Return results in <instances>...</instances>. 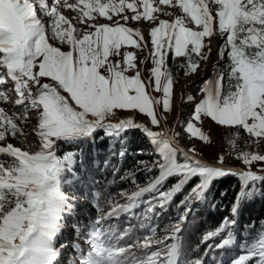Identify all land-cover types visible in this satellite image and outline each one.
<instances>
[{
	"label": "snow or ice",
	"instance_id": "snow-or-ice-1",
	"mask_svg": "<svg viewBox=\"0 0 264 264\" xmlns=\"http://www.w3.org/2000/svg\"><path fill=\"white\" fill-rule=\"evenodd\" d=\"M80 3L81 0H77L75 4H68L64 0L69 9H79L78 21L83 22L85 17L95 20L93 13H98L100 17L107 16L112 21L111 26L89 25L95 31L85 32L81 37L74 34L76 30L70 21L58 11L60 0H55L52 6L47 0H0V68L6 69V76L15 84L14 91L18 94L15 105H25V114L30 109L35 110L38 120L35 134L40 141L39 151L34 155L11 144L0 147V154L14 157L18 162L7 169L0 164V201L5 200L6 194L14 201L7 211L0 206V264H14L19 252L17 241L23 244L32 229L41 202V186L60 163L53 152L56 142L94 140L98 130H103L104 135L115 142L130 129L140 130L155 146L159 158L152 167L141 163H145V172L150 173L155 168L158 175L130 195L121 191L126 203H113L111 212L95 221L94 250L106 264H205L213 250L229 245L233 238V221L225 217L218 228L207 232L202 243L217 237H221L220 242L208 244L204 256L185 262L180 233L192 202L205 201L213 179L234 175L241 180L259 182L264 180V174L226 167L223 157L215 164L205 162L193 150L183 149L167 132L152 131L144 123L136 122L135 116L143 114L152 126L160 124L157 106L168 113L173 100L174 80L166 64L168 55L172 54L174 60L185 59L186 63L178 65L185 70V75L196 73L198 60L193 57L208 59L210 49L207 53L203 50L204 38L213 36V22L218 19L219 34L224 40L219 54L223 58L226 53L230 62L226 66L227 90L223 85L225 72H221L203 85L201 100L196 102L188 96L193 111L185 130L194 138L207 140L209 137L192 121L210 118L218 126H239L258 141L264 138V0H156L155 6L149 0H139L142 13L136 10L137 0H83L82 7ZM161 4L179 8L183 15L171 22L158 19L152 13L172 15L164 12L159 7ZM213 4L218 6L215 17L210 10ZM37 6L42 16L51 20L47 27L37 14ZM126 10L133 14L124 15ZM112 14L119 19H113ZM120 20H143L155 25L150 26L149 31L153 67L147 84L137 70L134 53L122 51L125 45L140 48L144 36L139 29L134 31L123 26ZM49 39L68 45L71 50L62 51L50 44ZM115 57L121 59H112ZM36 68L38 71H34ZM131 71H135V75L127 74ZM41 78H50V82H42ZM5 82V73L0 72V86ZM149 87L162 93L161 97L150 95L146 91ZM0 97H5L2 88ZM114 110H138V113L133 111L131 118H126ZM0 128L3 129L0 141L7 132H17L13 117L3 109H0ZM75 156L76 152L66 153L63 158L69 162V170ZM237 159L251 165L264 161V155L244 152ZM169 178H176V182L170 189L161 191ZM194 178H198V182L180 202L186 206L184 214L163 237L157 235L155 226L147 223H140V228L146 230L143 236L134 235L132 226L120 232L117 224H106L123 214L151 220L157 206L166 209L174 196ZM150 193L155 195L147 201L142 199ZM239 197L238 193L237 200ZM141 204L146 207L136 216L134 210ZM232 211H236V202ZM224 233L227 234L222 235ZM124 240L132 243L121 246ZM232 264H264V236Z\"/></svg>",
	"mask_w": 264,
	"mask_h": 264
},
{
	"label": "rangeland",
	"instance_id": "rangeland-1",
	"mask_svg": "<svg viewBox=\"0 0 264 264\" xmlns=\"http://www.w3.org/2000/svg\"><path fill=\"white\" fill-rule=\"evenodd\" d=\"M55 0H47L49 6L54 4ZM68 4H75L77 0H67ZM103 2V0H102ZM127 2H132V0H127ZM149 3L156 5V0H149ZM80 6H83V0H81ZM58 11L61 15H64L66 19L70 21L73 28L76 30L74 34H77L82 37L85 32L95 31L94 27L89 25L95 24H109L111 26L112 21L106 17H100L98 13H93L95 20H88L84 18V21H78L77 16L80 15L79 9L73 11L65 6L64 0H60V4L57 6ZM160 8L164 9V12H170L172 15H165L161 12L152 13L158 17V19H164L168 22L173 21L176 16L183 15L182 11L179 8L170 7L168 5H159ZM137 11L143 12V8L139 6V0H137ZM210 10L215 17L218 6L210 5ZM37 14L41 16L46 27L50 24L51 20L49 17H44L39 11L37 6ZM124 15L131 16L133 12L131 10H126ZM113 19H119L114 14ZM120 23L125 27H130L134 31L139 29L144 36V43H142L140 48H136L132 45H125L122 51H132L136 58V63L138 65L137 70L140 72L142 81L147 84L150 79V70L153 67L151 58L149 56L151 50L150 42V26L152 25L150 21H123L120 20ZM192 28H196L195 25H189ZM66 27V26H65ZM214 33L211 37H205L204 43L205 48L203 49L206 53L210 49V55L207 60H199L197 57H193L198 60V69L196 73L185 75V70L180 72V69L177 70V73L174 74L170 72L173 76V100L172 107L168 113H165L162 109V106H157V115L160 119V124L157 126H152L150 124L149 118L143 114H137L135 116V121L139 123H144L152 131L156 132H167L168 135H173L174 138L182 143V147L186 150H193L195 154L203 159L205 162L217 163L220 160V157H223L224 165L232 166L233 168H241L243 170H252L257 173L264 174V161H256L251 165H245L242 160L237 159V157L244 152L256 153L264 155V138H260L258 141L256 137L248 134L243 128L239 126H218L210 120V118H204L201 121H192L196 127L201 128V131L208 136L207 140L201 141L198 138H194L189 133L186 132L185 127L186 123L190 121L193 105L187 101L188 96H192L196 102L203 98V93L201 89L206 82L214 80L219 76L221 72H225V77L223 79L224 90H227V75H226V66L230 63L227 57V54L220 57L219 49L223 45L224 40L221 38L218 29V19H214L213 22ZM137 39L136 37H133ZM50 44L56 47H60L62 51L71 50L68 45H61L58 41H53L49 39ZM146 43V46H145ZM114 60H120V57L112 58ZM143 61V63H140ZM186 63V61H184ZM183 63V64H184ZM38 71V68L34 69ZM0 72L5 73V84L0 86L5 91V97H0V109L5 110L6 114L13 117V122L17 125V132L15 134L7 132L5 139L0 141V147H7L11 144L15 148L21 149V151H27L30 155H34L39 151L40 141L38 136L35 134L38 126L37 115L35 110H29L25 114V105H15L14 98L15 96L18 99V94L15 93L14 87L15 84L12 83L11 79L6 76V69L0 68ZM128 75H135V71L127 73ZM42 82H50V78H41ZM8 83V84H6ZM154 83V82H153ZM35 87V86H33ZM146 91L149 92L155 98H160L162 93L155 92L152 88H146ZM67 96L66 93H62ZM70 103H72L70 101ZM138 110H114L119 112L121 116L126 118L131 117V112ZM118 122V121H113ZM229 127H232L234 130H228ZM0 131H3L0 128ZM211 133V135H209ZM145 135V134H144ZM89 140V139H87ZM85 140V141H87ZM58 142V141H57ZM56 145L54 146L53 152L56 157ZM153 152V160L150 163V166L153 165V162L158 159V154L156 153L155 146L151 143ZM57 159V157H56ZM58 160V159H57ZM75 161H71V164ZM69 163L68 161H66ZM18 163L14 157H9L7 154H0V164L4 166L5 169L15 166ZM61 163H59L56 169L53 171L52 175L44 182L43 186L40 189L41 193V202L37 209L36 214V226L35 228L28 233L27 240L25 241L23 250L20 254L15 256L14 264H106L103 258L98 255L97 251L94 250L95 244V221L100 216H107L112 210L113 203H126V197L121 196V191L130 195L133 191H137L139 187H145L147 184L138 186L130 192L126 190H120L115 195L110 197L106 204H102L100 208V216L94 221L86 220V215L78 207L76 218L78 219V224L75 226L68 225V222L62 221L61 214L64 213H75L76 202L75 196L70 195L64 192L61 187ZM153 193L145 194L142 197L143 200L147 201L150 199ZM197 202V201H193ZM14 204V201L6 194L4 201H0V206L3 207L5 211L10 209ZM73 205V206H71ZM146 205L141 204V206L134 210L136 216L144 211ZM166 214V212H163ZM73 215V214H71ZM66 216H63L65 219ZM107 223H114L118 225L119 231L123 232L127 227L132 226L134 229V235L143 236L146 233V230L140 228V223H147L151 226L157 228V235L163 237L170 231V226L178 223L175 220H172L169 224L165 223L162 225L158 222V217H154V214L151 215V220H144L143 217L140 219L129 218L127 214L121 215L119 218H113ZM183 227V226H182ZM211 232V231H207ZM204 232L200 236V242H202V237L207 233ZM188 234V232H187ZM264 236V234H263ZM188 241L185 242V254H188V258L185 259L183 256V261L192 260L204 256L205 250L208 247V244H216L220 242L221 237H217L209 240L207 243H201L200 249L197 248V245L193 244V240L189 237V234L186 238ZM132 243L131 240L121 241V246L125 244ZM19 251L22 249L23 244H20L17 241ZM195 249V250H194ZM226 251H231V254H227L229 257L219 256L221 253H226ZM247 251V250H245ZM238 250L233 249L231 241L228 246L224 249L213 250L208 257L205 259V264H232L234 259H237L239 255ZM237 253V254H233ZM242 254H246L242 253Z\"/></svg>",
	"mask_w": 264,
	"mask_h": 264
},
{
	"label": "trees",
	"instance_id": "trees-1",
	"mask_svg": "<svg viewBox=\"0 0 264 264\" xmlns=\"http://www.w3.org/2000/svg\"><path fill=\"white\" fill-rule=\"evenodd\" d=\"M184 61V58L174 60L172 54H169L166 64L170 72L176 74L179 69L180 72H183L178 65L183 64ZM228 130L234 129L229 127ZM94 137V140L87 141L60 140L57 142L56 154L61 163L60 177L62 181L60 187L64 192L75 196L77 204L75 213H71L73 215L61 214L62 221L68 222L70 226L78 224V219L75 216L78 207L86 215V220L94 221L100 216L102 204H106L108 199L118 191L124 189L130 192L138 186L147 184L150 179L158 175V170L155 168L150 173L144 171L145 163L147 167H152L150 163L154 156L151 152L153 151L151 141L140 130H127L123 135L117 137L115 142L106 137L103 130H98ZM73 152H76L75 161L69 170V163L63 158L66 153ZM133 180L136 181L135 184ZM175 182L176 178H169L161 191L170 189ZM196 182H198V178L190 181L181 192L174 196L166 209H161L158 206L155 208L154 217H158L159 223L169 224L172 220L179 222L181 215L186 210V206L181 205L180 202ZM221 193H225V195L222 196ZM238 193L240 194L239 200H237ZM154 195L153 193L152 196ZM205 196L204 202L191 204V211L180 233L183 252H185L188 234L194 241L193 244L200 249L202 243L200 236L204 232L214 231L218 228L225 217L233 221L232 245L234 250H238V254L245 253V250L257 243L263 236L264 180L244 182L234 175L224 176L211 181ZM234 202H236V211L233 213ZM64 215L65 219H63ZM231 253V251H226L219 256L229 257L227 254ZM184 258L187 259L188 254H185Z\"/></svg>",
	"mask_w": 264,
	"mask_h": 264
},
{
	"label": "bare ground",
	"instance_id": "bare-ground-1",
	"mask_svg": "<svg viewBox=\"0 0 264 264\" xmlns=\"http://www.w3.org/2000/svg\"><path fill=\"white\" fill-rule=\"evenodd\" d=\"M129 118H131V117H129ZM179 143H180V142H179ZM229 167H232V166H229ZM232 168H233V167H232ZM233 169H235V168H233ZM50 174H51V173H50ZM46 180H47V179H46ZM46 180H45V181H46ZM42 186H43V185H42ZM42 186H41V187H42ZM35 219H36V218H35ZM36 223H37L36 220H34V221H33V224H32V229H31V231L35 228ZM31 231H30V232H31ZM27 238H28V237L25 238V240H24L23 243H25V241L27 240ZM24 245H25V244H23L22 249L18 252V254H20V253L22 252ZM18 254H17V255H18Z\"/></svg>",
	"mask_w": 264,
	"mask_h": 264
},
{
	"label": "water",
	"instance_id": "water-1",
	"mask_svg": "<svg viewBox=\"0 0 264 264\" xmlns=\"http://www.w3.org/2000/svg\"><path fill=\"white\" fill-rule=\"evenodd\" d=\"M146 136V135H145ZM169 136H172V135H169ZM173 137V136H172ZM175 139V138H174ZM176 141V140H175ZM181 147H182V143H179L178 141H176ZM183 148V147H182ZM183 149H185V148H183ZM186 150V149H185ZM198 157V156H197ZM226 167H228L227 165H225ZM235 170H242V169H240V168H236L235 167ZM258 174H261V173H258Z\"/></svg>",
	"mask_w": 264,
	"mask_h": 264
}]
</instances>
